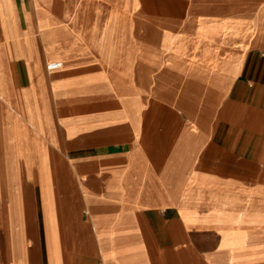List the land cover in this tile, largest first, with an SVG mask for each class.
Instances as JSON below:
<instances>
[{
  "label": "crops",
  "instance_id": "obj_1",
  "mask_svg": "<svg viewBox=\"0 0 264 264\" xmlns=\"http://www.w3.org/2000/svg\"><path fill=\"white\" fill-rule=\"evenodd\" d=\"M0 264H264V0H0Z\"/></svg>",
  "mask_w": 264,
  "mask_h": 264
},
{
  "label": "built area",
  "instance_id": "obj_2",
  "mask_svg": "<svg viewBox=\"0 0 264 264\" xmlns=\"http://www.w3.org/2000/svg\"><path fill=\"white\" fill-rule=\"evenodd\" d=\"M62 68L61 64H50L47 66V70L48 71H57V70H60Z\"/></svg>",
  "mask_w": 264,
  "mask_h": 264
}]
</instances>
